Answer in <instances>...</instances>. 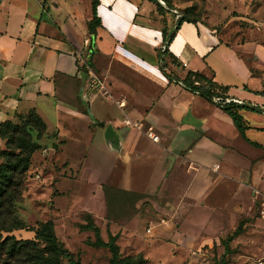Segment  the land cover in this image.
<instances>
[{"label": "crops", "instance_id": "crops-1", "mask_svg": "<svg viewBox=\"0 0 264 264\" xmlns=\"http://www.w3.org/2000/svg\"><path fill=\"white\" fill-rule=\"evenodd\" d=\"M96 12L100 23L92 34L87 29L90 2L0 1V122L34 111L52 138L78 144L93 139L97 144L89 146L84 157L90 155L100 163L107 160L97 170L104 180L108 167L127 166L132 160L139 161L133 172L137 181L143 176L142 163L153 161L152 178L147 181L160 183L166 180L168 153L189 161L190 183L197 182L198 175L210 177L216 149H223L216 142L232 141L225 125L236 129L242 146L264 148V122L251 121L250 110H239L247 126L243 136L222 107L174 78L183 79L187 72L202 74L227 86V96L260 107L264 115L263 44H228L201 21H184L175 29L174 10L158 11L151 0H98ZM164 30L174 34L168 54L162 56ZM90 37L89 67L95 73L109 72L110 64L130 69L136 80L131 89L142 93L141 100L121 106L102 93L82 99L84 80L77 59L87 56L84 40ZM148 128L158 142L145 134ZM123 175L130 181V172ZM80 176L89 179L86 164ZM189 194L199 198L197 190Z\"/></svg>", "mask_w": 264, "mask_h": 264}, {"label": "rangeland", "instance_id": "rangeland-1", "mask_svg": "<svg viewBox=\"0 0 264 264\" xmlns=\"http://www.w3.org/2000/svg\"><path fill=\"white\" fill-rule=\"evenodd\" d=\"M165 1L174 14L210 25L228 44L264 45V0ZM81 2L91 4V0ZM107 61L102 62L105 69ZM109 67V72L97 73L104 82L105 99L121 106L141 100L142 93L131 89L136 81L133 72L113 64ZM250 113L251 121L264 122L262 113ZM224 131L232 141H215L223 149H216L210 177L198 175V181L191 183L189 161L171 153L164 166L166 180L160 183L147 181L152 178L153 161L142 163L139 181L133 175L139 161L132 160L127 166L108 167L104 180L97 170L107 160L100 163L90 155L84 157L93 139L90 144L69 143L45 132L25 174L15 214L30 229L50 220L58 240L81 264H109L111 255L107 248L92 244V230L80 227L89 221L99 228L103 240L115 236L120 259L141 257L146 264H257L264 256V222L258 213L264 198V148L242 146L236 129L228 125ZM85 164L89 179L80 176ZM124 172L131 173L130 181ZM193 189L198 199L189 197ZM2 235L34 239V232L25 228ZM0 264L22 263L0 250ZM61 264L68 262L62 259Z\"/></svg>", "mask_w": 264, "mask_h": 264}, {"label": "trees", "instance_id": "trees-1", "mask_svg": "<svg viewBox=\"0 0 264 264\" xmlns=\"http://www.w3.org/2000/svg\"><path fill=\"white\" fill-rule=\"evenodd\" d=\"M151 1L156 2L158 11L166 9L157 0ZM163 1L166 3L165 0ZM97 2L98 0L91 1L92 18L87 24L88 32L92 34L95 27L100 23L96 12ZM166 6L167 9H172L168 3H166ZM184 21L196 23L198 20L179 14L175 29ZM173 34L174 32L169 33L164 30L163 41H166V47L162 52V56L168 54L167 47L173 38ZM87 48L90 50L91 55L93 52L91 37ZM162 60L163 58H161ZM89 61L88 59L87 64H89ZM77 64L78 69L86 72L85 66H80L78 59ZM169 77L181 81L186 89L197 91L208 100H211L214 93L226 94L228 90L227 86L218 85L212 79L197 72H187L183 79ZM260 93L264 95V90ZM221 107L231 117L235 127L243 136L247 126L244 124L239 110L246 109L260 112V107L246 103L230 102ZM45 131L46 126L43 120L34 111L27 114H17L14 119L0 122V139L4 143V149L0 150L2 161L0 163V250H6V254L10 259L20 261L22 264H61L62 259H66L68 264H81L72 257L71 253L58 240L50 220L40 222L35 229H30L26 228L22 220L15 214V205L20 202L24 191L25 174L34 151L39 147L38 141ZM80 227L93 231L94 240L92 244L94 246L109 250L111 254L109 264H146V261L141 257L136 260L131 258L127 260L120 259L115 236L110 235L107 241L103 240L99 228L92 221ZM22 228L33 231L34 239L17 240L13 235H2V232H11ZM37 241H41L43 247H38ZM30 250H33V252Z\"/></svg>", "mask_w": 264, "mask_h": 264}, {"label": "built area", "instance_id": "built-area-1", "mask_svg": "<svg viewBox=\"0 0 264 264\" xmlns=\"http://www.w3.org/2000/svg\"><path fill=\"white\" fill-rule=\"evenodd\" d=\"M160 5L165 7L167 9L166 3L163 0H157ZM176 17H179V14H176ZM84 44L86 45V51H87V56L83 57H78L79 64L84 65L86 72L78 69V74L80 75V78L83 79L84 84H83V91H82V99L85 101H88L90 97L95 96L97 93H102L105 94V87H104V82L101 80V78L95 73L90 67L89 64H87V60L90 56V50H88L87 46L89 45V39L84 40ZM166 47V41H163L162 47L160 49V54H162L163 50ZM162 67V66H161ZM163 69V67H162ZM180 85L183 86V83L181 81H178ZM211 101L218 106L225 105L230 102L234 103H241L240 100L236 98H232L227 96L226 94H215L212 95ZM264 112V108H262ZM126 124H132L129 121H125ZM133 125V124H132ZM145 134L152 139L155 142L159 141V138L157 135L153 133L152 128H148L145 132ZM259 219L264 222V198L259 204ZM257 264H264V256H262L260 259L257 260Z\"/></svg>", "mask_w": 264, "mask_h": 264}]
</instances>
